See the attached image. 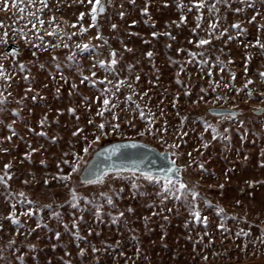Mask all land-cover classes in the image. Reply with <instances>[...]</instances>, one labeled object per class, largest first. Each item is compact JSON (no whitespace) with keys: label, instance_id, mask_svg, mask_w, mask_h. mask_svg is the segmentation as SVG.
Segmentation results:
<instances>
[{"label":"rangeland","instance_id":"obj_1","mask_svg":"<svg viewBox=\"0 0 264 264\" xmlns=\"http://www.w3.org/2000/svg\"><path fill=\"white\" fill-rule=\"evenodd\" d=\"M205 4L198 8L191 0H183V7L181 0L167 3L152 0L150 4L147 0H135L134 4L131 0H113L105 13L97 15L95 23L88 0H46L45 4L42 0H32L31 4L23 0L22 14L14 6V0H10L8 9L0 7V21H3L0 41L5 40L4 32L8 34L6 43H0V54H7L6 58L0 56V63L11 72L14 61L17 67L24 62L32 73L29 81H25V73L17 70L12 74L8 90L13 97H20L32 82L42 97L32 100L35 92H29L23 106L9 97L8 110L0 112V121L4 122L0 123V172L4 171V165L10 164L12 192L24 191L34 202L25 203L22 208L16 203V215L21 223L13 224L8 215L13 198L7 197L4 186L0 185V224L3 225L0 264H21V257L24 264H67L68 261L71 264H264V165L261 164L264 115L256 112L264 109V79L260 75L264 72V49L256 44L257 40L264 43V0H227V3L205 0ZM213 4L219 12L209 9ZM146 5L149 12L143 13L141 9ZM237 8L241 11H235ZM120 11L125 12L123 18L118 15ZM29 12L35 15L29 16ZM197 17L201 18L199 27ZM41 19L43 25L39 23ZM132 20L137 23L132 24ZM152 20L156 22L154 25ZM112 23L117 24L115 30L111 28ZM237 23L239 27H233ZM153 31L159 35L153 37ZM49 32L55 34L49 35ZM165 32H170L175 39ZM201 38L209 39V43L199 45ZM84 44L92 47L84 51ZM124 44L133 51H127ZM77 45L81 48L77 49ZM13 48L19 50L18 55L11 54ZM113 48L117 51V65L109 63L100 67V59L111 60ZM148 51L153 52L152 57L146 55ZM190 51L203 55L192 57ZM72 53L76 54V61L67 60ZM54 55L59 58L60 69L55 67ZM129 63L133 65L131 71L127 68ZM113 67L119 75L111 71ZM93 70L95 77L91 76ZM80 71L87 80H83ZM105 75L112 81L107 86L113 90L118 79L127 77L115 97L109 94L107 107L103 105L105 95L101 91L106 86L102 80ZM97 78L101 79L91 83ZM7 83L0 79V85ZM73 83L76 88L72 87ZM129 94H132L131 100L127 99ZM69 107L76 108V112H68ZM12 108H19L20 115L11 112ZM211 108L233 109L238 113L231 120H221L209 112ZM98 112H103V116L97 115ZM44 116L47 120L41 126L39 121ZM240 120L244 123L240 124ZM102 121L106 122V130L109 124L119 123L126 135L109 132L93 148L131 138L169 152L177 165H188L182 175L190 184L198 182L197 203L201 216L208 217L207 225L203 219L197 222L190 218L183 200L169 197L161 210L157 195L160 187L146 180H141L140 188L134 190L130 179L82 185L78 174L73 173L68 184L74 183L79 193L95 196L103 204L101 219H96L93 205H87L81 213L64 203L69 199V192L60 176L71 170L64 160H74L73 150L83 156L84 137L91 144L94 131L98 133L95 126ZM205 122L220 125L215 139L211 128L205 131ZM7 124H12V129ZM130 124H135V128ZM145 127L148 132L144 136L136 135L137 129ZM41 128L47 136L38 135ZM77 128L82 132L73 135ZM185 132L187 135H183ZM201 134L204 140L210 141L207 148L203 147ZM8 136L10 140L6 139ZM52 136L56 141L50 139ZM32 148L37 151L29 159L25 153ZM177 152L181 154L179 157L174 155ZM88 158L83 156L84 160ZM201 163L203 169L199 168ZM220 184L224 185L222 189L218 187ZM110 186L113 191H109ZM101 192L112 195L115 208L99 195ZM205 198L211 204L205 203ZM47 204H52V209L41 207ZM217 205L225 209L223 214L216 211ZM129 206L133 212L127 211ZM29 207L33 212L21 215ZM53 209L60 212L58 219L51 215ZM116 211H124L125 215L113 222L108 213ZM73 213L80 231L79 241L71 222ZM81 214L83 220L79 219ZM144 217H148L147 225ZM41 218L43 223L37 228ZM186 220H190L187 227ZM65 223L68 229L64 228ZM57 231L61 233L59 239L55 236ZM13 239L15 243L9 246ZM29 243L36 248L29 249ZM81 248L85 250L83 256Z\"/></svg>","mask_w":264,"mask_h":264},{"label":"snow or ice","instance_id":"obj_2","mask_svg":"<svg viewBox=\"0 0 264 264\" xmlns=\"http://www.w3.org/2000/svg\"><path fill=\"white\" fill-rule=\"evenodd\" d=\"M9 2L10 0H3L2 3H0V7H3L4 9H8L9 7ZM28 2L31 4L32 0H28ZM46 0H42V4H45ZM82 2V0H81ZM131 2L134 4L135 0H131ZM152 2V0H147V3L150 4ZM165 3L168 2V0H164ZM192 3H194L198 8L199 7H204L206 6L205 4V0H191ZM227 3V0H216V3ZM243 2V0H242ZM23 0H14V6L18 8L19 13H23L25 11V8L22 7ZM89 4H92V8H91V14H92V21L93 23H95L96 19H97V15L100 13H104L106 11V6L108 5H112L113 4V0H95V2L93 3V0H88ZM181 7H183V0H181ZM210 10L215 9L216 12H219V9L216 8V5H210L208 6ZM191 10V8H189V11ZM141 11L143 13H148L149 12V8L146 5L145 7H143L141 9ZM235 11H241V9L237 8L235 9ZM35 15L34 12H29V16H33ZM81 17H83L84 13L80 14ZM118 15L123 18L125 16V12L124 11H120L118 13ZM54 19V18H53ZM185 17L183 15H181V20H184ZM200 17H197V27H199V22H200ZM217 19H219V17H217ZM252 19H255V17H252ZM149 20H151V17L149 16ZM146 23L148 21H145ZM152 24L154 25L156 22L155 20L151 21ZM29 23H31V21H29ZM39 23L41 25L44 24V21L41 19L39 20ZM132 24H136L137 21L136 20H132L131 21ZM3 21H0V26H2ZM33 27H35V24H33ZM57 27H59L57 25ZM169 27H171V24H169ZM216 25L213 24L212 25V29H215ZM233 27H239V23L233 25ZM111 28L113 30H115L117 28V24L112 23L111 24ZM81 31H84V29L82 28ZM193 31H195V29H193ZM224 31L226 32L227 29H224ZM21 34L23 35V30H21ZM54 32H49V35H54ZM165 35L169 36L172 39H175V37L172 36V34L170 32H165ZM7 32H4V37L5 40L0 41V43H6V38H7ZM151 35L153 37H156L159 35L158 32L153 31L151 33ZM99 36V33H98ZM211 37H209L210 39ZM39 39H43V37H39ZM209 39H204L201 38L198 40V44L199 45H204L209 43ZM229 39H231V37H229ZM27 42V41H26ZM105 43H107V41H105ZM145 43H147V41H145ZM256 44H258L260 46L261 49H264V43H261L259 40L256 41ZM63 47H68L67 44H63L61 45ZM83 50L87 51L89 50L92 45L90 44H84L83 46ZM168 47H171V45H168ZM81 46L77 45V49H80ZM124 48L131 52L133 51L132 48L128 47L127 44H124ZM18 49L13 48L11 50V54L13 56L18 55ZM178 51H183V49H178ZM7 54H0V56H3L6 58ZM33 55H35V53H33ZM146 55L148 57H152L153 56V52L152 51H148L146 53ZM189 55L192 57L198 56V55H203V53H197V52H189ZM110 56H111V60H105V59H100L98 61V64L100 67L104 68L106 67L107 64H111L113 66L117 65L118 63V59H117V51L115 48L110 50ZM217 60H220V57L217 56L216 57ZM53 60L56 61L55 67L56 69H60L61 65L59 62V58L56 57L55 55L53 56ZM67 60L69 61H76V54L72 53L67 57ZM44 65L41 64L40 67L42 68ZM96 65L93 64L92 68L95 69ZM127 68L129 69V71L132 70L133 65L131 63H129L127 65ZM17 70H19L20 72H24L25 75L23 76V79L25 81H29V77L32 75L31 73V69L28 68V66L24 63V62H20L18 67L16 65V62H13L12 68H11V72L9 71V69H6L3 63H0V79L7 81V84H3L0 85V112H4L7 111V105L11 102L9 100V97H13V93L11 91H9L8 89L11 88V80H12V74L15 73ZM78 71H79V66H78ZM113 73H115L116 75H119L118 73H116V69L115 67L112 68L111 70ZM181 71H183V66H181ZM247 71V69H246ZM80 75L83 77V80H87L88 77L84 76L83 71H80ZM261 79H264V72H262L261 74ZM91 76L95 77L96 76V72L93 70L91 72ZM55 78V77H53ZM139 76H136V79L139 80ZM61 79H64L63 74H61ZM101 79V78H97L91 81V83L96 84L97 81ZM83 80L81 82H83ZM102 80L104 82H106V86L101 89V91L103 92V94L105 95V99L103 100V105L105 107H107L109 105V94H111V96L115 97L116 96V92L119 91V86L125 84L127 77L118 79L116 81V88L115 90L109 88L107 85H111L112 81L109 80L108 76L105 75ZM177 82L179 83V80H177ZM248 83H251V80L248 81ZM44 87H47V85H44ZM73 88H76V84L73 83L72 85ZM129 88H132V85H128ZM34 91L35 94L31 96L32 100H36L37 98H42L40 97V90L38 89H34L33 88V84L32 82L28 83V87L27 89L24 90V94L23 96L20 97H13V99H15L16 103L23 106L24 105V98L28 96L29 92ZM56 94L57 96H59L60 94V89L57 88L56 89ZM71 94V93H70ZM147 93H145L144 95H146ZM179 94L177 93V96ZM249 95H251V92L249 93ZM118 99V97H117ZM128 100L132 99V94H129L127 96ZM219 99H224V97H219ZM85 100H87V98L85 97ZM199 100H203V97H199ZM88 107H91L90 105H88ZM112 107H116L115 104L112 105ZM58 112H63L64 109H57ZM68 112L70 113H75L76 112V108L74 107H69L67 109ZM11 112L15 113L16 115H20V109L19 108H12ZM258 115H264V109H257L256 110ZM97 115L103 116V112H98ZM141 116L144 115L143 112L140 113ZM217 115H219L221 117V120L224 119H228L231 120L233 117L237 116V113L234 111H227V110H221L220 112L217 113ZM78 118V117H77ZM184 120L187 119V117H183ZM47 120V116H44L40 119L39 124L41 126H43L45 124ZM89 124H92L93 121L91 119H89ZM0 123H4L3 121H0ZM165 124H167V121L164 122ZM240 124H243L244 121L240 120L239 121ZM206 127H205V131L208 130V128H211L212 130V138L215 139L217 135H219V124H211L208 125L207 122H205ZM130 126L132 128H135V124H130ZM7 127L9 129H12V124H7ZM96 129H98V133L94 131L93 133V139L91 141V144H87V140L88 137H84L85 139V146H82V153L83 156H88L89 158L87 160L83 159V156L81 155V152H76L75 150H73V156H74V160L72 161H68V160H64V163L69 164L70 166V172L63 174L60 176V179L64 182V186L68 188V192H69V199L65 200L64 203L69 204L70 207L74 208V209H78L81 213H83L86 210L87 205H93L95 208V216L96 219H101V213L103 210V204L102 203H98L96 200V197H89L88 195H83L82 193H79L77 191L76 185L73 183L71 185L68 184V181L71 180L72 178V174L76 173L78 174V178H79V182L82 185H92V184H98V185H104L106 184L109 180H116V179H130V182L132 184V188L134 190H138L140 188V182L141 180H146L149 181L153 184H157L160 187V192L157 193V195L160 197V201H161V210H163V203L165 200H167L169 197H172L174 199H176L177 201L179 200H183L187 206V210L189 211L190 214V218H194L197 222L201 221V219H203V223L205 225H207L208 223V217L201 216V211L200 208L198 206V198L200 197V192H199V186H198V182L196 183H191L186 180L184 178V176L182 175L183 171L187 169L188 165H177L176 162L174 160H171L170 158L167 157V155L165 154V161L161 162L159 165H153L152 161H151V157L144 152L139 151L140 149L146 148L147 145H143L141 144L139 141L136 140H132L131 138H129L128 140H121L120 142H109L107 145L104 146H98L96 148H93V145H99V142L101 141L102 137H106L109 135V132L115 134V133H119L120 136H125V132L123 130H121V126L119 123H115V124H109L106 130V122L102 121L100 122L98 125L95 126ZM33 131H35L33 129ZM163 131H167V128H164ZM228 130L225 129V133ZM77 132H82V129L77 128L73 135H75ZM148 132V128L145 127L144 130H140L137 129L136 130V135L138 136H144L146 133ZM13 134H15V131L13 129ZM38 135L41 136H47V132L43 130V128H41V131L38 133ZM183 135H187V133H183ZM225 138H227L225 136ZM6 139H11V136L6 137ZM50 139H52L53 141H56V137L52 136L50 137ZM161 139H163L161 137ZM201 140H203V147L207 148L208 144L210 143V141L208 140H204L203 134H201ZM31 146V145H30ZM173 147H178V145L173 144ZM41 147H43V145H41ZM138 150L135 153H129L126 150ZM3 151H7V149H3ZM37 151L36 148H32L31 152L25 153V156L28 157L29 159L31 158V153ZM174 155H176L177 157H179L181 154L179 152L174 153ZM64 156L67 157L68 153L65 152ZM189 156H191V153H189ZM262 156H264V153H262ZM104 159H101V158ZM116 161H119V163H117ZM195 163V161H193ZM41 163H44V161H41ZM261 164L264 165V159L261 160ZM11 167L10 164H6L4 165V171L0 172V185L4 186V192L6 194L7 197L13 198V202H12V210L11 212L8 214L11 222L13 224H20L21 221L19 219V217L16 215V203L18 202L21 205V208L23 207V205L25 203L28 204H33L34 202L30 199L27 198V194L24 191H19V192H12L11 187L9 185V180L12 177V173L8 171V169ZM153 167H155V171H153ZM199 168L203 169L204 165L201 163L199 164ZM137 172L142 173L141 176H137ZM111 173V175H110ZM125 173H128L129 176H125ZM33 175V179H35V175ZM7 177V179H6ZM45 184L48 183V180L45 179ZM25 184L28 183L27 180L24 181ZM218 187H220L221 189L224 187L223 184L218 185ZM109 191H113V189L111 188V186L109 187ZM118 191H122V189L118 190ZM223 194V193H221ZM102 197L106 198L107 204L109 206H111L112 208H115L116 205L113 201V197L112 195L108 194L107 192H101L99 194ZM81 201L84 202V205H81ZM205 203L211 204V201H208L205 198ZM240 201H237V204H239ZM43 207H47L49 209H52V204H47V205H42ZM58 207H62V205H58ZM150 207H154V205H150ZM169 211H171V209H168ZM128 212H133L134 210L129 206L127 208ZM216 211L220 214H223L225 212V209L220 206L217 205L216 206ZM33 212V209L31 207H29L27 209V212H21V215H28L30 213ZM51 215L54 218H59L60 217V212L56 211L55 209L52 210ZM109 216H111V219L113 222H118V218H122L124 217L125 213L124 211H116V212H109L108 213ZM153 215H155V213H153ZM80 220H83L84 217L81 214V216L79 217ZM165 220L168 219L167 216L164 217ZM145 220V225H147V221H148V217H144ZM72 224L73 226L76 228V231L74 233L76 239L79 241L81 239L80 236V231H79V227L77 224V219L75 218V213H73V219H72ZM43 223V220L41 218V220L36 224V227L39 228L41 226V224ZM190 223V220H186L185 221V226L187 227L188 224ZM220 227L223 228L224 225L221 223ZM0 228H3V225L0 224ZM64 228L68 229V224L65 223L64 224ZM89 233H91L92 229L89 228L88 229ZM55 236L57 237V239L60 238L61 233L59 231L55 232ZM135 239V237H133ZM15 243V240H10L9 241V246L13 245ZM27 247L29 249H34L36 248L35 244L29 243L27 245ZM53 248L56 247V245H52ZM93 250L95 251V246L92 245ZM84 249L81 248L80 249V255L83 256L84 254ZM0 256H2V253H0ZM21 260V264H24L23 261V257L20 258ZM50 264V262H49ZM67 264H71V261H68Z\"/></svg>","mask_w":264,"mask_h":264},{"label":"water","instance_id":"obj_3","mask_svg":"<svg viewBox=\"0 0 264 264\" xmlns=\"http://www.w3.org/2000/svg\"><path fill=\"white\" fill-rule=\"evenodd\" d=\"M101 14H103V13H101ZM221 110L234 111V112L238 113V111H236V110L227 109V108H211L209 110V112L212 115H217V113L220 112ZM217 116H219V115H217ZM139 142L143 145H147L146 148L140 149L139 151L147 153L151 157V161H152L153 165H159L161 162H164L165 161V154L167 155L168 158H170L172 160L169 152H161L158 149H156L155 147H153V146H151L145 142H141V141H139ZM126 151H128L129 153H135L138 150L129 149ZM101 159H104V158L102 157ZM116 162L119 163V161H116ZM152 170L155 171L156 170L155 167H153ZM137 173H140V172H137ZM140 174H142V173H140Z\"/></svg>","mask_w":264,"mask_h":264}]
</instances>
